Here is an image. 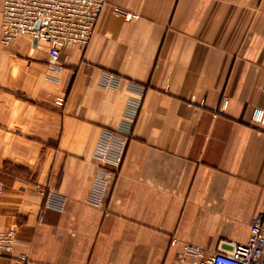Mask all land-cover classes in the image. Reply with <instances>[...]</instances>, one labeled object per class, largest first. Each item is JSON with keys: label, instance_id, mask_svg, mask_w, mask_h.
I'll return each mask as SVG.
<instances>
[{"label": "crops", "instance_id": "1", "mask_svg": "<svg viewBox=\"0 0 264 264\" xmlns=\"http://www.w3.org/2000/svg\"><path fill=\"white\" fill-rule=\"evenodd\" d=\"M263 213L264 0H109L56 60L0 39V264H175Z\"/></svg>", "mask_w": 264, "mask_h": 264}, {"label": "built area", "instance_id": "2", "mask_svg": "<svg viewBox=\"0 0 264 264\" xmlns=\"http://www.w3.org/2000/svg\"><path fill=\"white\" fill-rule=\"evenodd\" d=\"M109 0H3L1 10V42L7 46L20 38L45 43L51 60L69 48H85ZM126 20L138 18L130 12L114 8ZM62 106L63 98L55 101ZM99 177H103L99 174ZM176 239L172 241L175 245ZM228 249L206 251L185 243L175 264H262L264 254V213L253 220L246 243H227ZM14 234L0 230V259L13 250Z\"/></svg>", "mask_w": 264, "mask_h": 264}, {"label": "water", "instance_id": "3", "mask_svg": "<svg viewBox=\"0 0 264 264\" xmlns=\"http://www.w3.org/2000/svg\"><path fill=\"white\" fill-rule=\"evenodd\" d=\"M262 264H264V254H263V262H262Z\"/></svg>", "mask_w": 264, "mask_h": 264}]
</instances>
